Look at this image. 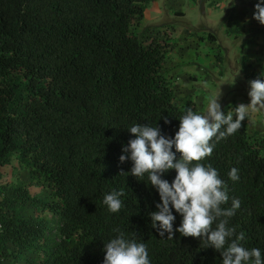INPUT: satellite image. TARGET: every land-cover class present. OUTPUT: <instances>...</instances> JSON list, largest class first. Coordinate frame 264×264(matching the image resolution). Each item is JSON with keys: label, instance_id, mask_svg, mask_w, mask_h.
Masks as SVG:
<instances>
[{"label": "trees", "instance_id": "16d2710c", "mask_svg": "<svg viewBox=\"0 0 264 264\" xmlns=\"http://www.w3.org/2000/svg\"><path fill=\"white\" fill-rule=\"evenodd\" d=\"M150 1L0 0V178L16 160L48 195L0 184V264H103L116 228L147 244L151 264H222L199 237L159 235L149 215L158 192L120 161L135 137L128 127L158 124L175 136L190 107L167 72L171 29L139 30ZM252 123L249 115L193 163L219 170L230 196L223 207L240 200L230 226L246 248L264 250V138ZM233 167L238 181L228 176ZM114 189L124 193L118 213L103 203Z\"/></svg>", "mask_w": 264, "mask_h": 264}, {"label": "clouds", "instance_id": "9594fccd", "mask_svg": "<svg viewBox=\"0 0 264 264\" xmlns=\"http://www.w3.org/2000/svg\"><path fill=\"white\" fill-rule=\"evenodd\" d=\"M255 7V19L264 24V0H258ZM249 84L250 103L237 105L235 118L222 110L216 97L209 100L206 112L188 107L179 118L175 136L163 134L158 124H133L128 130L135 137L124 146L120 156L122 163L132 161V175L145 180L147 174L145 181L159 194L157 210L149 213L151 226L159 235L164 237L167 233V238H172L178 231L184 236L199 237L205 247L222 253V264H264V250L246 248L241 243L245 234L230 226L229 220L240 208V200L232 198L231 207H223L230 196L219 170L208 162H193L211 156L216 144L237 132L251 112L264 109V72ZM173 169L177 174L169 181L165 175ZM228 176L232 181L240 179L235 167ZM123 195V190L114 189L105 195L103 203L110 212L118 213L124 206ZM177 214L182 220L174 228ZM113 231L117 235L105 243L103 264H151L146 243L129 239L119 228Z\"/></svg>", "mask_w": 264, "mask_h": 264}, {"label": "rangeland", "instance_id": "374dc122", "mask_svg": "<svg viewBox=\"0 0 264 264\" xmlns=\"http://www.w3.org/2000/svg\"><path fill=\"white\" fill-rule=\"evenodd\" d=\"M257 3L258 0L149 2L139 30L145 27L163 32L166 28L171 29L173 49L166 65L180 104L206 112L209 100L219 97L222 110L232 113L240 103H250L249 82L264 72V24L254 17ZM236 23L244 24L246 29ZM252 38L260 43L262 62H256L248 55L246 48ZM178 53L184 54L187 61L175 66ZM250 116L253 121L251 133L259 139L264 138V109L251 112ZM13 165L15 167L4 168L0 184L21 182L30 187L33 194L48 197L45 189L31 186L25 168L16 160ZM33 213L29 209L25 215Z\"/></svg>", "mask_w": 264, "mask_h": 264}, {"label": "crops", "instance_id": "0c3cea01", "mask_svg": "<svg viewBox=\"0 0 264 264\" xmlns=\"http://www.w3.org/2000/svg\"><path fill=\"white\" fill-rule=\"evenodd\" d=\"M237 21H239V20H236V22ZM236 25H238V27H241L243 29H246L244 24H240L239 25L238 23H236ZM258 36H260L262 38L263 37V34H259ZM250 42L251 43H249V47L246 48V50L248 52V55L251 56V57H253V59H255L256 62H258V61H261L262 62V60H261L262 59V53L260 54V46H259L260 43L257 42L254 38H252V40ZM182 47H183V45H182ZM187 48H188V46H187ZM185 50H186V48H185ZM183 61L186 62L187 61V58L184 56V54L178 53V57H176V59L174 60V63H175L174 65L177 66L179 62H183ZM192 91L193 90H190L189 92L192 93ZM197 96H199V95L197 94Z\"/></svg>", "mask_w": 264, "mask_h": 264}]
</instances>
